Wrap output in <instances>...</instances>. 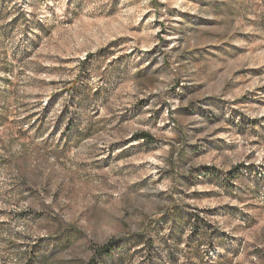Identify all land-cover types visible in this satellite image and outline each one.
I'll list each match as a JSON object with an SVG mask.
<instances>
[{
  "label": "rangeland",
  "instance_id": "rangeland-1",
  "mask_svg": "<svg viewBox=\"0 0 264 264\" xmlns=\"http://www.w3.org/2000/svg\"><path fill=\"white\" fill-rule=\"evenodd\" d=\"M90 261L264 264V0H0V264Z\"/></svg>",
  "mask_w": 264,
  "mask_h": 264
},
{
  "label": "trees",
  "instance_id": "trees-1",
  "mask_svg": "<svg viewBox=\"0 0 264 264\" xmlns=\"http://www.w3.org/2000/svg\"><path fill=\"white\" fill-rule=\"evenodd\" d=\"M137 137L141 138V139H147V140H151L152 139V136L151 134L147 133V132H140L137 134ZM153 242L150 243V246H152ZM113 243L112 242H109L107 243L106 245L102 246V251H99V253H102V252H107V250L110 248V247H113L112 246ZM87 264H99V262H94V261H90L88 262Z\"/></svg>",
  "mask_w": 264,
  "mask_h": 264
}]
</instances>
